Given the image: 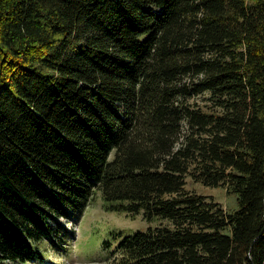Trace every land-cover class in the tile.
<instances>
[{
	"label": "trees",
	"instance_id": "obj_1",
	"mask_svg": "<svg viewBox=\"0 0 264 264\" xmlns=\"http://www.w3.org/2000/svg\"><path fill=\"white\" fill-rule=\"evenodd\" d=\"M99 194L110 264H264V0H0V264Z\"/></svg>",
	"mask_w": 264,
	"mask_h": 264
},
{
	"label": "rangeland",
	"instance_id": "obj_2",
	"mask_svg": "<svg viewBox=\"0 0 264 264\" xmlns=\"http://www.w3.org/2000/svg\"><path fill=\"white\" fill-rule=\"evenodd\" d=\"M187 189L208 196L209 200L221 203L230 212L238 209L237 194H229L224 187L207 186L189 179ZM161 223L160 220L149 222L143 213L107 210L99 194L83 213L60 218V223L54 224L57 226L55 238L58 242L45 239L38 244L45 252L44 260L25 263L6 261L2 264H110L119 249L117 242L121 234H132ZM106 240H111L110 246H105Z\"/></svg>",
	"mask_w": 264,
	"mask_h": 264
}]
</instances>
